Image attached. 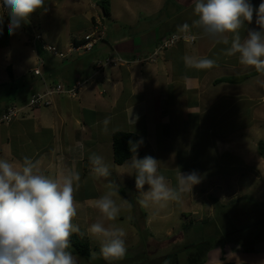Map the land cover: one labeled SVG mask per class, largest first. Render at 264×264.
Masks as SVG:
<instances>
[{"label": "crops", "instance_id": "0c3cea01", "mask_svg": "<svg viewBox=\"0 0 264 264\" xmlns=\"http://www.w3.org/2000/svg\"><path fill=\"white\" fill-rule=\"evenodd\" d=\"M261 2L262 0H251L256 7ZM150 3L152 9H148L151 10L148 15L155 17L152 18V22L153 19L155 23L160 22L158 19L166 8L173 7L178 13L174 18H168L167 24L165 21V31L162 32L161 27H149V30L133 36L131 33L128 35L124 33L123 36L117 33L113 40H108L106 33L103 40L92 50V54L95 50L94 55L91 54L95 56L94 60L92 56L90 60L88 56L82 57L89 53L84 55L75 53L67 60H59L41 49L35 51L29 42L32 38L30 35L29 40L26 39V44L32 47L26 55L20 53V48L13 45L10 39L4 51L8 54L7 58L11 55L13 59L15 58V62L6 66V74L0 78L2 83L12 82L5 97L0 96V114L10 104L22 105L28 100L26 97L17 102L18 93L22 88L27 87L31 94L59 83L71 86L79 81L88 82L77 98L57 95L53 98L51 107L26 111L10 125L0 126V159L20 161L24 156L34 160L39 159L41 171L50 176H54L60 169H69L73 166L80 172L82 182L75 199L79 205L78 211L82 214L80 229L87 241L91 238L87 233L88 227L98 219H102L99 211L89 207L87 202L103 195L108 181L107 177H98L93 173V165L89 160L91 153L95 152L103 156L111 165L110 177L115 178L112 179V183L117 184L123 180L128 184L131 191L128 199L135 200L132 196L139 195L135 193V177L127 174L130 170L125 167V163L121 166L114 163L112 137L115 132L138 135L142 143L138 147L137 156L144 158L147 156L144 152L155 143L160 144L163 151L170 149L184 151L188 143L186 138L191 135L185 131V126L190 128L192 122L204 125L213 118L214 129L217 134L221 133V137L225 138L224 141L217 139V149L219 143L221 151L238 158L242 162L238 167L243 168L247 167V162H244L242 156H234V145L244 140L242 144L248 146L251 132L249 105L264 103V86L258 82L264 80V76H260L253 67L240 65L236 57L224 55L222 49L226 46L214 43L198 29L193 28L198 37L195 43H179L163 51L155 62L149 61L153 50L161 41L177 32L178 26L184 23L191 25L192 21L197 19L193 14V0H150ZM1 10L3 12L2 0H0V12ZM116 19L119 20L117 17ZM136 21L137 18L131 19L127 24L130 30L135 27ZM247 28L258 30L255 14L253 22L248 24ZM243 34L246 35V31ZM125 35L128 37L125 38ZM81 38H71L66 47L61 40L51 44L67 49L73 41ZM98 45L103 47H99L97 51ZM186 55L217 59L218 66L206 70L188 68L183 60ZM102 56L105 59L108 56L113 59L122 58L124 62L98 70L96 63ZM39 58L44 64L41 67V76H36L32 71L37 67ZM220 79H230V81L219 83ZM252 81L255 82L252 87L254 90L250 91ZM17 83L21 86L20 90L14 86ZM218 101L226 105L225 126H222V123L218 124L217 106L214 107ZM213 114L215 117L212 116ZM105 118L109 119L107 125L104 124ZM228 121L231 122L230 127ZM261 122L263 124L264 121ZM262 126L259 122V129ZM198 128L200 129V126ZM238 136H244V139ZM247 149L249 150L248 147ZM241 170L230 179H235L234 185L235 183L241 185L243 189L241 178L242 176L245 178V173ZM115 172L117 175L114 174ZM263 182L264 180L261 179V184ZM216 189L218 186L211 188L200 198V201L212 200L211 193ZM219 189L223 187L220 186ZM244 190L251 195L247 188L244 187ZM118 191L119 194L123 193L119 187ZM233 191L227 194L225 190H220L221 200L229 201L239 197L238 195L236 198H231ZM216 198L218 201V195ZM202 202L193 214L199 216L197 222L209 223L211 228V220L216 217L217 207L214 204L211 211H204ZM150 210L152 213L153 209ZM169 214L170 212L164 214L163 208L158 213L159 219L164 220ZM155 216L148 218L147 224H152ZM74 223L78 224L77 216ZM184 226L185 224L180 226L178 223L176 228L184 232ZM171 231L174 229H167V236H170ZM220 262L221 264H264V239L259 238L250 245L235 241L225 242L224 245L214 243L213 248L206 254L203 264H220Z\"/></svg>", "mask_w": 264, "mask_h": 264}, {"label": "rangeland", "instance_id": "374dc122", "mask_svg": "<svg viewBox=\"0 0 264 264\" xmlns=\"http://www.w3.org/2000/svg\"><path fill=\"white\" fill-rule=\"evenodd\" d=\"M98 1L99 0H46V10L38 9L32 13L28 18L29 23L23 24L21 29L12 36H10L8 32L10 18L4 13L5 9L2 7L3 12L2 10L0 12V14L3 15V33L0 34V78L3 74H6V66L15 62V58L13 59L11 55L7 58L8 54L4 52L9 39L13 45L20 48V53L26 55V52L30 50V47L33 45L31 40L29 42H31L32 45L29 43V45L26 44V39L28 38L29 40L30 38L29 35L32 37L33 34H39L43 37L45 42L50 45H55L51 43L61 40L63 46L66 47L71 38L84 37L97 29L102 32L105 31L108 40L116 38L117 33H120L121 36H123L124 33L127 35L131 33L132 36L138 35L149 30V27H161V31L164 32L167 19H172L178 14L173 7L166 8L162 16L159 15L160 18L158 20L160 22L156 21L155 23L154 19L153 22L151 21L152 18L155 17H149L148 15L151 12V10L148 9H152L150 8L152 4L150 0H109L111 17L107 18L103 15L101 8L98 6ZM125 13L127 15H123ZM116 17L119 18V20H117ZM136 18L135 27L130 30L127 24L131 22V19L135 20ZM165 21L166 24H164ZM192 31L194 34H197L193 29ZM127 35H125V38L128 37ZM73 43L74 41L72 44ZM101 46L103 47V45L97 46V51ZM67 49L62 50L65 51ZM94 53L95 50L93 54L91 52L87 55H81H84L82 57L88 56L90 60V57L94 55ZM110 56L114 57L115 55ZM99 58H101L99 59L100 61L105 60L104 56ZM94 59L95 56H92V60ZM11 83L10 81L6 83L0 81V96L5 97ZM87 83L88 82H85L86 85ZM254 83L253 81L251 82L250 91L254 90L252 88L254 87ZM14 86L19 88V90L21 89L19 83ZM63 86L69 89L73 85L66 86L64 84ZM22 90H20L17 96L18 103L20 99L22 100L26 97L29 99L33 94H30L27 87L22 88ZM81 92L82 91H80V93ZM216 106L218 112L217 117L219 119L218 124L220 125L222 123V126H225L227 121L225 118L226 105L218 101L214 107ZM249 107V120L251 121V132L247 143L249 150L242 144L244 140L234 145V156H242L244 162H247V167H238L242 162H240L238 158L231 156L230 153L221 151L219 143L217 149V139L224 141L225 138L221 137V133L217 134L214 129L213 118L209 120V123L205 122L204 125H198L197 122H192L193 124L191 123L190 128L185 126V131L188 132V134L191 133V135L186 138L188 143H186L187 146L184 151H177L176 149H173L175 151L171 149L163 151L161 145L158 143L148 147V150L145 151L144 154L152 156L161 162L159 166L160 173L166 176L172 186L176 184L175 173L178 169L184 173L196 171L202 177L201 182L193 187L192 193L185 194L180 202H169L168 206L164 208V214L169 212L170 214L165 217L164 220L159 219V215L157 214L153 217L152 224H147V220L152 217V213L150 209L143 208L139 204L138 200L140 195L132 196L135 200L131 198L128 199V196L131 195L128 184H125L123 180L117 184L113 183L123 190L122 194L115 197L117 203H120V198L122 197L132 205L131 209L125 208L122 210L117 221H109V223L120 224L127 232L125 238L127 248L126 256L123 260L119 261H105L99 254L100 243L90 238L88 242L92 249L91 256L86 258L77 255L81 260V264H168V260H171L170 264H173L175 260L173 257L172 259H168L169 254L176 255L175 258L178 264H186L190 255L196 251L194 245L196 246L204 241H214V238L210 237L208 233L210 232V228H207L204 223L197 222L196 220L199 216L194 215L193 211H196V208L199 207L200 202H202L200 198L206 195L211 188H215L216 186H218V189L211 193L213 199L210 201L204 200L202 202L203 207H205L202 210L211 211V207H214V204L216 205V217L211 221L219 228L218 230L221 232L222 236H224V240L226 242L236 239L239 240L241 234L237 231L243 227L246 229L248 225V228L251 229L248 231L254 235L253 238L264 239V182L261 184V179L262 181L264 180V158L259 155L258 145L257 151H255L256 144L261 140L264 141V122L263 124L261 122L264 121L262 120L264 118V103L260 105L250 103ZM209 114L211 115V113ZM212 116L215 117L214 114ZM259 122L260 126L263 125L261 129L258 127ZM227 124L228 127L231 126V122L228 121ZM198 126H200V129ZM238 138L244 139V136H238ZM141 151H144L143 148ZM232 164L235 166L232 167ZM240 170L245 173V178H243V176L241 178L243 182L242 185L249 190L251 195L245 192L244 187L241 189V185L238 186L236 183L234 185L235 179H230L231 176L234 178L235 173ZM114 174L117 175V172ZM133 177L135 176L133 175ZM107 179L105 192L108 191V185L112 183V179L115 178L109 176ZM221 181L223 182L222 184L220 183ZM220 186H222L223 189H219ZM147 187L146 185L145 191ZM220 190H225L227 194H229L231 190H234L231 198H236L238 195L239 197L229 201H222ZM135 193H139V191L135 189ZM217 195L219 197L218 201L216 198ZM226 201L227 203H225ZM238 203L244 204L247 207L249 206L250 209L242 210ZM180 214H182V216ZM77 219L79 226H82L81 211H78ZM178 223L180 226L185 224L183 227V229L186 227L184 232L183 230L182 232L177 230L176 227ZM206 225L210 227L208 223H206ZM169 228H173L174 231H171L170 236H167V229ZM248 233L246 232V235ZM251 243L252 242H249L248 244ZM186 244L189 245L187 249L183 248ZM138 250L139 252H136ZM93 253H95V256H93Z\"/></svg>", "mask_w": 264, "mask_h": 264}, {"label": "clouds", "instance_id": "9594fccd", "mask_svg": "<svg viewBox=\"0 0 264 264\" xmlns=\"http://www.w3.org/2000/svg\"><path fill=\"white\" fill-rule=\"evenodd\" d=\"M193 4L197 19L191 25L178 26L180 35L176 38L195 41L198 37L192 29H198L214 43L226 46L222 49L224 55L236 57L240 65L253 67L264 76V0L258 7L251 0H193ZM2 7L10 18L11 36L29 23L32 13L46 10V0H2ZM254 14L258 30L247 28ZM2 25L0 14V34ZM183 60L186 67L197 70L218 66L217 59L207 56L186 55ZM258 82L264 86V80ZM108 123L105 118L104 124ZM128 143L132 156L125 162L130 170L127 174L135 176L138 202L143 208L153 209L152 215H157L169 202H180L201 182L202 177L196 171L184 173L178 169L176 184L172 186L160 173V161L152 156L138 158L137 149L142 141ZM89 160L96 176L111 175V165L103 156L93 152ZM81 182L75 166L50 176L41 171L39 159L28 156L20 161L0 159V264H81L70 244L73 234L84 236L80 226L73 223L79 206L75 194ZM117 196L118 185L110 183L108 191L87 202L102 216L88 227L87 233L100 243L99 254L105 261L123 260L127 253L125 228L118 223H105L117 221L122 210L132 207L122 197L117 203Z\"/></svg>", "mask_w": 264, "mask_h": 264}, {"label": "built area", "instance_id": "2783aa9c", "mask_svg": "<svg viewBox=\"0 0 264 264\" xmlns=\"http://www.w3.org/2000/svg\"><path fill=\"white\" fill-rule=\"evenodd\" d=\"M104 31V30H103ZM105 31H93L90 34L85 35L78 42H74L69 46L67 50H62L55 45H50L45 42L43 37L39 34H33L31 41L33 42V47L35 51L41 49L44 52L49 53L51 56L59 60H67L71 55L77 54H87L92 52L97 43L103 40ZM180 35L179 33H173L169 35L165 40H163L160 45L153 51L152 55L149 57V61L155 62L160 54L179 43H189L193 44L195 41H185L184 39H177L176 37ZM122 58L113 59L108 57L104 61H98L96 63V68L102 70L107 66H114L123 63ZM44 61L39 58L38 65L33 69V73L36 76H41V67ZM85 82H76L72 87L66 89L63 85H52L47 87L45 90L40 92H35L31 97L22 105L10 104L7 108L0 114V126L10 125L13 121L20 117L26 110H36L42 108H49L53 105V98L57 95H67L72 98H77L80 91L85 86Z\"/></svg>", "mask_w": 264, "mask_h": 264}, {"label": "trees", "instance_id": "16d2710c", "mask_svg": "<svg viewBox=\"0 0 264 264\" xmlns=\"http://www.w3.org/2000/svg\"><path fill=\"white\" fill-rule=\"evenodd\" d=\"M97 4L101 8L103 15L107 18L110 17L111 11H110L109 0H99L97 2ZM76 42H78V40H75V43ZM228 81H230V79H220L218 82L221 83V82H228ZM112 140H113V160H114V163L116 165L121 166L126 161L131 159V156H132V153L130 152L129 143H128L129 140L140 141V138L135 133L117 131L113 134ZM258 152H259V155L264 158V141L263 140L259 141V143H258ZM137 153H138V149H137ZM239 206L241 207L242 210L250 209L249 206L247 207L244 204H239ZM204 225L207 228H210L206 225V223H204ZM248 227H249V225L246 226V229H245V227H243L242 229L237 231V232H240L239 234H241L240 235L241 238L239 240L236 239L233 241L240 242L244 245H250V244H248L249 242H253V241L257 240L258 238H253L254 235L251 234L250 231H248V230H251ZM185 229H186V227L184 228V230ZM218 229L219 228H217L212 223V227L210 228V232H208V231L207 232L209 233L210 237L214 238V241L209 240V241H204V242H202L196 246L194 245V248L196 249V251L190 255L188 262L186 264H203L205 257H206V254L213 248L214 243L221 244V245L225 244L226 241L223 238L224 236H222L221 232ZM259 231H263V230H259ZM246 232L247 233L249 232V233L246 235ZM250 235H251V237H250ZM70 244H71V250L73 251L74 255L83 256L86 258H89L91 256V250L92 249H91V246H90V244L86 238L81 237L77 234H73L70 238ZM188 247H189V245H186L185 248L187 249ZM175 256L173 254L169 255L168 259H172V257H173L175 260L173 264H178L176 262ZM170 262H171V260H168V264H170Z\"/></svg>", "mask_w": 264, "mask_h": 264}]
</instances>
